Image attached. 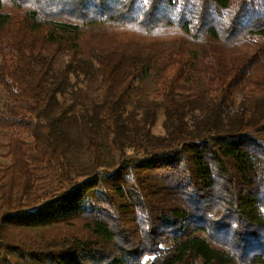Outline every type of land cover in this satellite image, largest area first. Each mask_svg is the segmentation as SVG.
<instances>
[{
  "label": "trees",
  "instance_id": "16d2710c",
  "mask_svg": "<svg viewBox=\"0 0 264 264\" xmlns=\"http://www.w3.org/2000/svg\"><path fill=\"white\" fill-rule=\"evenodd\" d=\"M0 58V264H264V0H0Z\"/></svg>",
  "mask_w": 264,
  "mask_h": 264
},
{
  "label": "rangeland",
  "instance_id": "374dc122",
  "mask_svg": "<svg viewBox=\"0 0 264 264\" xmlns=\"http://www.w3.org/2000/svg\"><path fill=\"white\" fill-rule=\"evenodd\" d=\"M0 60H1V58H0ZM194 83H196L195 80L193 81V84H194ZM87 87H88V86H87ZM93 87H94V86L88 87V92H89V94L92 95L93 97H96V96H97V98L101 97L99 91H97L96 89L94 90ZM152 87H153V84L151 83V81H149V82L146 83V85H145V87H144V93H145L146 98H144V100H148V99L152 100V99H153V93L150 92V91H151L150 89H152ZM239 100H240V95L237 96V101H239ZM164 117H165V116H164V111H163V109H161V110L159 111V118H158L157 125H156V127H155V129H154V132H155L156 134H161V133H163L162 122H163V120H164ZM1 140H3V142L6 141L5 138H3V139H1ZM0 152L3 153L4 150L1 149ZM78 152L80 153V150H78ZM5 162H7V159L4 158V157L0 154V163H5ZM150 259H151L150 257H147V258L145 259V262L148 263V262L150 261Z\"/></svg>",
  "mask_w": 264,
  "mask_h": 264
}]
</instances>
